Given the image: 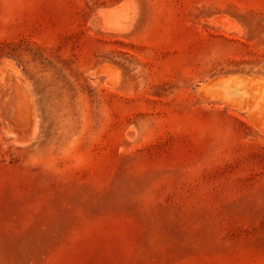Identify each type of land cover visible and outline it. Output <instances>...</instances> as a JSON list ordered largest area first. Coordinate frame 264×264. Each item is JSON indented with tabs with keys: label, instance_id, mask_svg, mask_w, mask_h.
Segmentation results:
<instances>
[{
	"label": "rangeland",
	"instance_id": "rangeland-1",
	"mask_svg": "<svg viewBox=\"0 0 264 264\" xmlns=\"http://www.w3.org/2000/svg\"><path fill=\"white\" fill-rule=\"evenodd\" d=\"M0 62V264H264V0H0Z\"/></svg>",
	"mask_w": 264,
	"mask_h": 264
},
{
	"label": "bare ground",
	"instance_id": "bare-ground-1",
	"mask_svg": "<svg viewBox=\"0 0 264 264\" xmlns=\"http://www.w3.org/2000/svg\"><path fill=\"white\" fill-rule=\"evenodd\" d=\"M114 11V10H113ZM103 12H105V11H103ZM111 12V11H110ZM98 13V12H97ZM101 17V16H100ZM113 17V16H112ZM103 19L105 20V17H104V15H103ZM110 19V18H109ZM126 19V18H125ZM132 20V19H131ZM126 21V20H125ZM127 22H129V21H127ZM119 23V22H118ZM104 25V24H103ZM120 27H118V29H119ZM114 31V30H113ZM7 61V60H6ZM1 62H2V60H1ZM0 62V63H1ZM10 64V63H9ZM9 66V65H8ZM11 66V65H10ZM1 68H2V63H1ZM0 68V69H1ZM11 68V67H10ZM9 68V69H10ZM9 69H4V67H3V69H1L2 71V74H0V89H5L4 91H5V93H2L3 95H5L6 94V96H8V92L6 93V90L8 89V88H13L14 90H15V93H14V95L18 98H21L22 99V101H23V103L24 102H26L27 103V101H25L26 100V97H27V95H26V93H22L21 94V91H20V81L19 80H17L18 78H17V76H16V78H15V73H12L11 72V70H9ZM12 69V71H13V68H11ZM17 69V68H16ZM15 70V69H14ZM16 71H18V70H16ZM95 71V70H94ZM101 73V72H100ZM18 76H19V74H18ZM21 79V78H20ZM17 80V81H16ZM19 81V82H18ZM25 86V85H24ZM23 87V86H22ZM9 89V90H10ZM25 89V88H24ZM3 91V92H4ZM11 91H13L12 89H11ZM10 91V92H11ZM26 92H28V91H26ZM11 95V94H10ZM10 95H9V97L8 98H10ZM28 95H29V93H28ZM7 98V99H8ZM29 98V97H28ZM6 104V103H5ZM16 104V103H15ZM14 104V105H15ZM18 104V103H17ZM25 104V103H24ZM29 104V103H28ZM23 105V104H22ZM231 105V104H230ZM13 106V105H12ZM19 106V105H18ZM17 107V106H16ZM24 108H23V113H25L26 111H30L32 108H31V106H30V108L31 109H29V107L27 106V105H24L23 106ZM13 109V108H12ZM18 109H20V108H18ZM17 109V110H18ZM0 110H1V113H2V115L5 117V125L6 126H8V128H9V131H10V126H11V124H10V122H13V121H11V120H9V116H12L11 115V111H10V109L8 108V107H6V106H4V105H1L0 104ZM22 110V109H21ZM19 111V110H18ZM32 111H33V109H32ZM32 111L30 112V114L32 113ZM22 113V114H23ZM29 113V112H28ZM34 113V112H33ZM13 114V113H12ZM17 116H20V114L19 115H17ZM22 116V115H21ZM32 116H34V115H32ZM14 117H16L15 115H14ZM28 117V116H27ZM29 117H31V116H29ZM11 118V117H10ZM32 118V117H31ZM35 118V117H34ZM24 119H25V116H24ZM27 119V118H26ZM26 119H25V121H26ZM29 119V118H28ZM16 120V119H15ZM35 120V119H34ZM33 120V122H35ZM18 122H19V120H17ZM22 120L20 119V122H21ZM15 122V121H14ZM13 122V123H14ZM28 122H29V120H28ZM27 122V123H28ZM22 123V122H21ZM24 123V122H23ZM15 124V123H14ZM25 124H26V122H25ZM28 124H30V123H28ZM16 125V124H15ZM19 125V124H18ZM31 125V124H30ZM32 125H33V123H32ZM22 127V126H21ZM20 127V128H21ZM25 127V126H24ZM31 128V127H30ZM7 129V128H6ZM23 128H21L20 130H22ZM18 130V129H17ZM26 130V129H25ZM13 131V130H12ZM23 131V130H22ZM28 131V130H27ZM33 131V130H32ZM19 132V131H18ZM26 131H24V133H25ZM29 132V131H28ZM31 132V131H30ZM30 132H29V135H30ZM10 133H11V131H10ZM33 134H34V132H32ZM32 133H31V135H32ZM13 134H14V132H13ZM18 134V133H17ZM20 135H22V134H20ZM20 135H19V139H20ZM27 134H25V136H26ZM29 135H27L26 136V139L29 137ZM23 136V135H22ZM17 137V136H16ZM25 138V137H24ZM31 138V137H30ZM14 141H15V139H14Z\"/></svg>",
	"mask_w": 264,
	"mask_h": 264
}]
</instances>
